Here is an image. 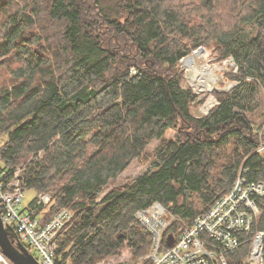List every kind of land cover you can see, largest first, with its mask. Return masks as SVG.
<instances>
[{"label": "trees", "instance_id": "trees-1", "mask_svg": "<svg viewBox=\"0 0 264 264\" xmlns=\"http://www.w3.org/2000/svg\"><path fill=\"white\" fill-rule=\"evenodd\" d=\"M203 45L238 69L227 73L230 90H214L217 104L196 115L179 63ZM262 90L264 0H0V162L21 168L24 190L37 192L31 204L52 193L48 217L74 212L59 239L62 263L96 264L125 243L145 255L152 237L138 210L163 204L181 219L166 231L178 238L241 169L264 183V120L246 115ZM142 158L148 170L119 183ZM257 203L229 264H243L264 233V196Z\"/></svg>", "mask_w": 264, "mask_h": 264}, {"label": "built area", "instance_id": "built-area-1", "mask_svg": "<svg viewBox=\"0 0 264 264\" xmlns=\"http://www.w3.org/2000/svg\"><path fill=\"white\" fill-rule=\"evenodd\" d=\"M234 69L236 72L238 67L235 65ZM137 72L136 68L132 70L133 74ZM258 134V151L264 154V121ZM24 192L21 168L10 169L0 162V212L4 225L14 228L40 264H67L59 261L57 249L74 212L62 208L48 217L54 203L52 193L42 192L35 205L30 203L24 207ZM260 196H264V183L248 181L241 169L229 191L207 212L196 217L192 224L182 226L178 238L166 231L174 220L180 218L174 214L168 217L165 206L154 202L136 213L139 223L151 234L149 252L138 259L114 264H229L226 252L237 251L240 246L238 235L252 231L253 222L260 214L257 203ZM263 240L264 233L257 231L243 264H264ZM0 264H14L1 248Z\"/></svg>", "mask_w": 264, "mask_h": 264}, {"label": "rangeland", "instance_id": "rangeland-1", "mask_svg": "<svg viewBox=\"0 0 264 264\" xmlns=\"http://www.w3.org/2000/svg\"><path fill=\"white\" fill-rule=\"evenodd\" d=\"M248 30H246V33L249 37L252 35H256L257 33V29L255 27L248 28ZM200 48H202L200 53L192 52L190 54V55H195L193 64L186 63L187 56L184 57L179 63V67L183 71V76H184L183 86L191 87L193 91L198 95L197 101L193 104L192 107V111L196 115L207 114L213 108V107L209 108L210 105L207 104L209 97H213L214 105L217 104L218 101H217V97L213 93L214 90L215 91L230 90V88L234 85V82L228 81L226 77H227V73L235 70L234 59H232V57L223 60L218 59L219 55L215 51L213 45L212 46L203 45L200 46ZM197 69H200L201 71L215 70L217 75L215 79L217 80V82L212 83L213 81H215L213 77L211 81L208 82V78H210V76H205L201 73L197 75ZM199 83H201L203 88ZM211 84H212V88H210ZM204 86H207L208 88H204ZM262 91H260L257 95L259 101L262 102V105L253 112H249V111L246 112L248 119L250 120V122L254 123L255 126H257L262 122V120H264V91L263 92ZM176 135H177V130L175 128H169L167 130L166 133L167 138H174ZM3 140H5V137L0 138L1 142ZM158 143H159L158 141H153L148 147V151L156 147ZM149 163L150 161H145L143 158L140 160H134L126 169V171L120 176L119 183L128 182L133 178H136L140 174L146 172L149 168ZM36 195L37 192L35 191V189H25L24 197H23V206L24 207L29 206ZM26 210L28 211L27 208ZM140 256L141 254L139 255L134 254L133 248L129 246L128 243H125L124 247L121 249L119 254L108 256L106 258L98 260L97 262H103V264H114L123 260L138 259L140 258Z\"/></svg>", "mask_w": 264, "mask_h": 264}, {"label": "water", "instance_id": "water-1", "mask_svg": "<svg viewBox=\"0 0 264 264\" xmlns=\"http://www.w3.org/2000/svg\"><path fill=\"white\" fill-rule=\"evenodd\" d=\"M202 50L198 48L193 52ZM192 57L191 55L187 58ZM208 112V111H207ZM172 243V242H171ZM0 248L14 264H40L32 252L20 240L12 226H5L0 212Z\"/></svg>", "mask_w": 264, "mask_h": 264}, {"label": "bare ground", "instance_id": "bare-ground-1", "mask_svg": "<svg viewBox=\"0 0 264 264\" xmlns=\"http://www.w3.org/2000/svg\"><path fill=\"white\" fill-rule=\"evenodd\" d=\"M201 52V50L200 51H197V53H200ZM192 57H190V58H186V63H191V64H193V61H194V59H195V55H191ZM201 56V55H200ZM214 72H215V70H212V71H210V70H207V71H201L200 69H197V75L199 74V73H201V74H203V75H205V76H210V78H208V82H210L211 81V79H212V77L215 79V77H217V75H216V72H215V74H214ZM217 82V80L215 79V81H213L212 83H216ZM200 85H201V83H199ZM201 87H202V85H201ZM203 88V87H202ZM204 88H208L207 86H204ZM210 88H212V84H211V87ZM213 97H209V99H208V103L207 104H209L210 105V107L209 108H211V107H213V105H214V103H213Z\"/></svg>", "mask_w": 264, "mask_h": 264}]
</instances>
